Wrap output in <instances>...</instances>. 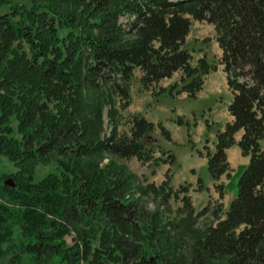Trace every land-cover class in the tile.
Segmentation results:
<instances>
[{
    "label": "trees",
    "instance_id": "1",
    "mask_svg": "<svg viewBox=\"0 0 264 264\" xmlns=\"http://www.w3.org/2000/svg\"><path fill=\"white\" fill-rule=\"evenodd\" d=\"M192 21L213 26L230 93L207 172L230 177L233 146L248 157L234 197L203 226L189 187L150 210L143 195L168 180L141 188L122 163L176 162L147 143L156 128L171 141L161 123L123 112L133 82L150 90L174 74L158 95L196 98L216 65L193 63ZM1 159L14 172H0V251L17 226L33 264H264V0H0ZM169 199L180 202L173 217Z\"/></svg>",
    "mask_w": 264,
    "mask_h": 264
},
{
    "label": "rangeland",
    "instance_id": "2",
    "mask_svg": "<svg viewBox=\"0 0 264 264\" xmlns=\"http://www.w3.org/2000/svg\"><path fill=\"white\" fill-rule=\"evenodd\" d=\"M186 47L193 56V63L198 57L205 55L210 63L216 65V71L206 77L203 88L196 98L189 99L185 94H174L173 97L168 93L158 95L161 88H167L178 81L179 75L174 74L172 78L161 80L150 90H143L137 82H133L132 102L123 112L125 115L140 113L155 124L161 123L169 131L171 141L165 139L156 128L147 143L156 142V147L159 146L165 151L169 150L175 155L176 162L172 166L162 163L155 166L142 164L135 158H130L122 163L136 177L141 188L152 186L153 189L160 191L162 182L168 180L166 188L160 193L148 189L146 195H143V201L150 210L160 205V197L167 191H175L179 186L189 187V196L196 211L207 208V213L197 221L199 226H203L212 222L211 212L214 209L220 207L224 210L234 197L237 178L242 168L248 163V157L242 156L239 149L233 146L227 153L232 168L230 177L223 176L217 183L210 178L204 154L207 150L213 151L215 134L231 121L227 111L230 93L222 66L219 64L221 52L215 41L213 26L206 22L192 21ZM177 119H181V126L177 125ZM155 156L166 158V155L159 152H156ZM106 163L108 161L104 158L102 164ZM55 167L54 161L39 164L36 168V178H42L54 171ZM0 172L9 174L14 172V168L5 159H1ZM198 179L202 181L201 185L204 188L202 191H199ZM215 184H222L227 189L222 199L219 197ZM137 196L136 194L133 198ZM178 206L180 202L169 199L170 216L175 215ZM12 230L11 239L3 244L0 251V264H33L30 254L17 248L22 243L19 228L14 226ZM67 240L70 242L69 238ZM52 264H57L56 259L52 261Z\"/></svg>",
    "mask_w": 264,
    "mask_h": 264
},
{
    "label": "water",
    "instance_id": "3",
    "mask_svg": "<svg viewBox=\"0 0 264 264\" xmlns=\"http://www.w3.org/2000/svg\"><path fill=\"white\" fill-rule=\"evenodd\" d=\"M4 183L7 184V185H10V186H12V187L15 186V184L13 183V180H12V179H7V180H5Z\"/></svg>",
    "mask_w": 264,
    "mask_h": 264
}]
</instances>
